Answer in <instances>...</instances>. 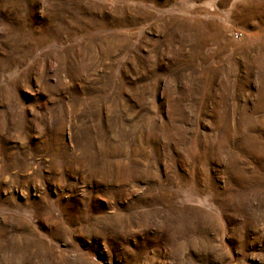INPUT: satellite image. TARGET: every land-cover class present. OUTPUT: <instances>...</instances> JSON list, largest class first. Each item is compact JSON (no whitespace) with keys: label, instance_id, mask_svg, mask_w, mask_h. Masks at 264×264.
<instances>
[{"label":"rangeland","instance_id":"374dc122","mask_svg":"<svg viewBox=\"0 0 264 264\" xmlns=\"http://www.w3.org/2000/svg\"><path fill=\"white\" fill-rule=\"evenodd\" d=\"M0 264H264V0H0Z\"/></svg>","mask_w":264,"mask_h":264},{"label":"built area","instance_id":"2783aa9c","mask_svg":"<svg viewBox=\"0 0 264 264\" xmlns=\"http://www.w3.org/2000/svg\"><path fill=\"white\" fill-rule=\"evenodd\" d=\"M234 35L236 38H239V37H241L242 34L240 32H235Z\"/></svg>","mask_w":264,"mask_h":264}]
</instances>
